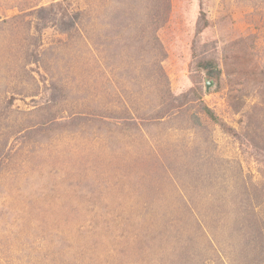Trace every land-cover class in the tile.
I'll return each mask as SVG.
<instances>
[{
  "label": "rangeland",
  "instance_id": "374dc122",
  "mask_svg": "<svg viewBox=\"0 0 264 264\" xmlns=\"http://www.w3.org/2000/svg\"><path fill=\"white\" fill-rule=\"evenodd\" d=\"M256 235L264 0H0V264H264Z\"/></svg>",
  "mask_w": 264,
  "mask_h": 264
},
{
  "label": "trees",
  "instance_id": "16d2710c",
  "mask_svg": "<svg viewBox=\"0 0 264 264\" xmlns=\"http://www.w3.org/2000/svg\"><path fill=\"white\" fill-rule=\"evenodd\" d=\"M211 62L209 60H204V61H200L198 63V68L200 69H208L209 67H211ZM204 112L212 118V120L214 121H218L217 117H215V115L208 109V108H204ZM251 246L253 247V243L255 246H257L259 244V251L261 253H264V239L260 236V235H256L255 238H253L252 240L250 239L248 241ZM254 248V247H253Z\"/></svg>",
  "mask_w": 264,
  "mask_h": 264
}]
</instances>
